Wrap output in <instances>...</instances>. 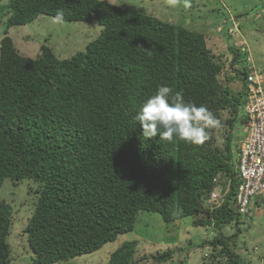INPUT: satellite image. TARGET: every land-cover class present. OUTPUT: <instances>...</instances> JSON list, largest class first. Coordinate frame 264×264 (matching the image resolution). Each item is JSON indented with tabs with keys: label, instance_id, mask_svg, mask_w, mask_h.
<instances>
[{
	"label": "trees",
	"instance_id": "obj_1",
	"mask_svg": "<svg viewBox=\"0 0 264 264\" xmlns=\"http://www.w3.org/2000/svg\"><path fill=\"white\" fill-rule=\"evenodd\" d=\"M60 9L65 22L96 23L98 35L69 58L43 44L35 58L19 54L7 31ZM0 18V264L11 256L12 199L1 196L7 180L35 186L23 232L36 264L96 252L131 233L142 212L167 225L192 218L193 226H212L216 236L202 244L220 250L210 264H240L230 247L242 232L233 208L247 74L243 64L236 68L239 49L229 67L242 88L233 93L222 80L224 61L211 54L204 34L151 14L106 0H0ZM159 86L182 90L186 103L207 106L222 126L201 146L144 139L135 116ZM218 175L229 189L211 211L202 198ZM228 225L236 228L232 236L222 233ZM136 245L124 241L105 264H136ZM183 250L150 260L167 262Z\"/></svg>",
	"mask_w": 264,
	"mask_h": 264
},
{
	"label": "rangeland",
	"instance_id": "obj_2",
	"mask_svg": "<svg viewBox=\"0 0 264 264\" xmlns=\"http://www.w3.org/2000/svg\"><path fill=\"white\" fill-rule=\"evenodd\" d=\"M7 1L2 0V3ZM106 1L204 34L211 54L224 61L226 71L222 80L233 93H238L242 88L241 78L236 77L229 67L234 56L233 50L239 49L241 63L238 62L236 68L239 69L245 57L250 56L264 79V0H188V7L184 6V0L175 7L167 5L165 0ZM50 18L41 15L31 23L14 26L7 31L19 54L35 58L43 44L50 47L59 59L69 58L84 50L100 31L96 23L65 22L57 26L52 24ZM4 29L5 18H0V39ZM240 138L237 128L235 145L239 144ZM216 142L221 146L224 141L223 138H217ZM223 182L225 186L228 184L227 180ZM4 183L1 196L12 199L9 264H36L23 232L31 214V202L35 199L32 192L28 193L29 187L33 189L35 186L29 181L15 184L7 180ZM257 204L253 208V222L247 224L240 219L238 228L242 232L230 243L240 264H264V202ZM235 230L234 225H228L222 229V233L232 236ZM216 234L212 226H193L192 218L167 225L160 215L142 212L138 214L131 233L119 236L114 243L96 252L58 264H105L110 252L126 240L137 242L134 254L136 264H156L150 260L152 255L174 248L184 250L176 251L172 259L160 264H210L211 255H216L220 248L215 252L208 244L203 246L202 243H208ZM142 256L148 257V260L139 261Z\"/></svg>",
	"mask_w": 264,
	"mask_h": 264
},
{
	"label": "built area",
	"instance_id": "obj_3",
	"mask_svg": "<svg viewBox=\"0 0 264 264\" xmlns=\"http://www.w3.org/2000/svg\"><path fill=\"white\" fill-rule=\"evenodd\" d=\"M243 67L247 74L241 129H238L241 137L237 145L239 184L233 197V208L241 221L248 224L253 221L254 206L264 201V79L250 56L245 57ZM219 176L213 180L212 190L202 198L204 206L211 211L224 203L229 189V181L225 186L224 176Z\"/></svg>",
	"mask_w": 264,
	"mask_h": 264
},
{
	"label": "clouds",
	"instance_id": "obj_4",
	"mask_svg": "<svg viewBox=\"0 0 264 264\" xmlns=\"http://www.w3.org/2000/svg\"><path fill=\"white\" fill-rule=\"evenodd\" d=\"M165 3L175 7L181 0H165ZM184 6H190L188 0H184ZM50 19L54 25H63L64 11L57 10L56 15ZM135 120L142 129L144 139L159 135L160 141L172 142L176 138L180 142L195 146L206 143L211 138L213 130H218L222 126L220 120L207 106L186 103L183 91L174 92L169 86H159L143 103Z\"/></svg>",
	"mask_w": 264,
	"mask_h": 264
},
{
	"label": "crops",
	"instance_id": "obj_5",
	"mask_svg": "<svg viewBox=\"0 0 264 264\" xmlns=\"http://www.w3.org/2000/svg\"><path fill=\"white\" fill-rule=\"evenodd\" d=\"M259 204H257V206H258Z\"/></svg>",
	"mask_w": 264,
	"mask_h": 264
}]
</instances>
